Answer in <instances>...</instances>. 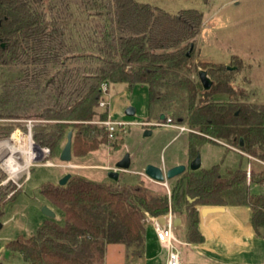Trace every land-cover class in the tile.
Returning <instances> with one entry per match:
<instances>
[{
	"label": "trees",
	"instance_id": "16d2710c",
	"mask_svg": "<svg viewBox=\"0 0 264 264\" xmlns=\"http://www.w3.org/2000/svg\"><path fill=\"white\" fill-rule=\"evenodd\" d=\"M43 1L0 0V118L45 120L34 124L33 138L47 146L51 156L73 130L74 152L86 153L110 143L109 130L100 122L108 119L107 110L100 107L103 83H142L149 91L145 121L171 118L190 127L191 159L199 153L201 141L225 142L255 159L250 157L249 167H238L230 175L221 173L219 163L188 168L177 177L171 201L168 192L152 190L137 172L125 171L118 180L97 181L72 173L66 184L43 182L42 193L64 210L65 223L49 217L35 234L10 239L7 247L32 264H104L110 243H123L132 255L143 256L148 218H160L171 207L186 212L188 240L204 241L200 229L204 205H249L254 231L264 237V102L250 101L245 91L234 90L233 70L226 64L193 60L204 12L190 7L172 13L139 0H92L96 19L92 50L98 62L66 92L67 76L59 71L64 60L49 44L64 29L50 27ZM51 66L58 68L57 73L42 79ZM200 66L213 80L210 89L199 78ZM17 70L32 75L31 82L28 77L18 80L13 75ZM218 92L229 93L230 99H213ZM15 127L12 121L0 123V139ZM14 137L31 163L36 147L32 137L19 131ZM8 152L16 153L13 145ZM3 179L2 174L0 217L22 190L14 183L3 189Z\"/></svg>",
	"mask_w": 264,
	"mask_h": 264
},
{
	"label": "rangeland",
	"instance_id": "374dc122",
	"mask_svg": "<svg viewBox=\"0 0 264 264\" xmlns=\"http://www.w3.org/2000/svg\"><path fill=\"white\" fill-rule=\"evenodd\" d=\"M154 6L162 7L169 12L177 13L183 8L195 7L204 12V23L198 34L193 49V60L196 63L211 62L226 64L233 70L235 81L230 86L237 91H245L247 99L253 102H264V0H139ZM43 9L47 18L51 19L50 27L64 29L62 35L49 44L60 52L64 63L60 65V75L66 74V92L71 91L75 84L86 74H91L98 60L92 50V35H94V7L92 0H44ZM56 23V24H54ZM62 40V41H61ZM52 63V62H51ZM50 63V64H51ZM31 72L33 64L27 65ZM26 66V67H27ZM199 68H203L200 66ZM17 70L13 75L21 80L32 75ZM58 68L52 67L42 74L47 79ZM197 74V73H196ZM103 99L108 118L121 121L118 124L110 143H102L94 150L86 153H76L64 161L60 153L67 141V135L61 141L56 155L51 156L49 148L42 146L45 152L32 147L37 158L27 164V154L20 147L14 133L19 131L32 137L34 124L45 121L39 118H0V123L15 122L16 127L10 136L0 139V175H4L3 189L12 183L22 186L21 192L5 206V212L0 217V261L4 264H32L26 261L21 253L7 247L6 242L20 236H30L37 232L39 226L49 216L44 212L48 206L56 212L55 219L65 223L64 210L53 203L41 191V185L46 181L59 182L67 173H78L97 181H107L109 170L126 154L131 155V164L126 172H143L149 163L166 164L178 161V164L191 162L189 152V130H181L175 125L145 121L149 114V91L146 84L138 83L130 86L125 81L111 82L103 93ZM216 100H228L230 94L218 92L213 95ZM64 101L67 99L63 98ZM134 106L136 113H126L128 106ZM151 130V133H146ZM10 142L1 146L7 139ZM36 143V142H35ZM14 144L18 145L15 147ZM16 149L11 155L10 146ZM202 166L209 168L214 164L221 165V173L230 175L238 167H249L251 158L248 154L228 143L201 141L199 143ZM253 160L255 158H252ZM125 171H122V174ZM121 174V175H122ZM145 183L156 191L168 192L172 189L177 177L158 182L147 175H142ZM174 183V184H173ZM259 187L253 186L254 190ZM179 213H182L178 211ZM184 212V211H183ZM155 220L154 218H152ZM183 225L175 226V234L185 239L189 219L183 215ZM148 237L156 234V226L148 223ZM157 235V234H156ZM181 251L182 264H264V237L259 235L246 236L241 244H232V257L237 259H220L211 251L206 254L210 258L197 261L193 252L185 244L178 242ZM240 243V242H239ZM152 258L147 262L142 256L132 255L123 243H110L107 247L104 264H166V247L157 242L148 243ZM234 257V258H235Z\"/></svg>",
	"mask_w": 264,
	"mask_h": 264
},
{
	"label": "crops",
	"instance_id": "0c3cea01",
	"mask_svg": "<svg viewBox=\"0 0 264 264\" xmlns=\"http://www.w3.org/2000/svg\"><path fill=\"white\" fill-rule=\"evenodd\" d=\"M233 2L239 3V0H233ZM21 134L23 136L25 133H21ZM14 146L19 148V146L16 144H14ZM178 163H179L178 161H174V162L166 163L164 165L158 163V165L163 166L164 168H169ZM137 173H141L142 175H145L144 171ZM224 206L225 209L221 211L210 212L206 215H203L201 213L200 229L204 234L205 237L204 241L196 242V241L188 240L186 236L187 230L185 231V239H182L179 236H176L175 234V236L177 237L176 242L187 245L190 248V250L193 252L192 257H194L197 261L204 260V258L205 259L210 258V256L206 254L207 251H211L212 253H214V255H216V257L220 259L223 258L227 260L231 258L234 259L235 261L237 258L235 256H234L235 258L232 257L230 246L232 244L240 245L241 242L246 238V236L251 237L256 235L251 222L252 209L249 205L231 204ZM184 214H186L185 211L182 213L177 212V216H180L181 219L180 225H183ZM148 223L155 224V220H153L150 217L147 220L146 227ZM174 233H175V229H174ZM156 234L150 237H148V234H146V248H145V253L142 256L145 262L151 260L152 258L151 249H149L150 247H148V243L157 242L161 245V247L162 246L166 247L159 240ZM167 256H168V249L165 254L166 263H167Z\"/></svg>",
	"mask_w": 264,
	"mask_h": 264
},
{
	"label": "water",
	"instance_id": "95a60500",
	"mask_svg": "<svg viewBox=\"0 0 264 264\" xmlns=\"http://www.w3.org/2000/svg\"><path fill=\"white\" fill-rule=\"evenodd\" d=\"M190 53V51H189ZM231 68V67H229ZM199 78L203 84V87L205 89H210L213 85V80L210 77L208 70L201 68L198 71ZM126 113L129 115H133L136 113V108L132 105L128 106L126 109ZM166 114L162 113L161 114V119H165ZM146 133H151V130H146ZM241 143H243V139H241ZM41 149L42 146L38 143H36ZM72 153H73V130H70L67 134V141L62 148V151L60 153V158L64 161H69L72 158ZM131 164V155L130 153H126L117 163L115 168H112L109 170V177L113 180H118L121 176L122 171H126L129 169ZM202 166V160H201V155L198 153L190 162L189 167L186 164H176L173 165L169 168H164L163 166L156 165L153 163H149L146 165L144 169V174L147 175L149 178L158 181V182H165L168 179L175 178L177 176H180L183 172H185L188 168H191L193 170L199 169ZM72 173H67L65 174L61 180L59 181L60 184H66L69 178L71 177ZM191 200H193L191 198ZM225 206L223 205H206L203 206L201 209V213L203 215H206L210 212H215V211H221L224 210ZM44 212L49 216V217H55L56 212L51 209L48 206L44 207ZM161 223H165V217L161 216L159 218ZM180 216H177L175 218V225L180 224ZM2 226V223L0 222V227Z\"/></svg>",
	"mask_w": 264,
	"mask_h": 264
},
{
	"label": "built area",
	"instance_id": "2783aa9c",
	"mask_svg": "<svg viewBox=\"0 0 264 264\" xmlns=\"http://www.w3.org/2000/svg\"><path fill=\"white\" fill-rule=\"evenodd\" d=\"M103 92H106L109 88V83L105 82L102 85ZM106 101L102 98L100 101V106H105ZM107 126L109 130V136H113L118 124L123 125L124 123L121 121L112 120L110 118L100 121ZM163 124L175 125L179 127L181 130H191L186 124H176L173 123L171 118H168L166 122H159ZM248 175H250V171H248ZM171 192L172 189L168 187V194L170 196L171 201ZM165 223H161L159 218L155 219V226H156V233L159 240L167 247L168 249V256H167V263L166 264H182L181 258V251L176 245L177 237L175 236L174 229H175V218L177 217V212H175L172 207L168 211L167 214L164 215Z\"/></svg>",
	"mask_w": 264,
	"mask_h": 264
},
{
	"label": "bare ground",
	"instance_id": "6f19581e",
	"mask_svg": "<svg viewBox=\"0 0 264 264\" xmlns=\"http://www.w3.org/2000/svg\"><path fill=\"white\" fill-rule=\"evenodd\" d=\"M36 144V143H35ZM38 146V145H37ZM39 147V146H38ZM39 150H41L42 152H45L46 150L45 149H41L40 147H39ZM35 158H37V153L35 152L34 153V158L33 159H35ZM26 162H27V164L29 165V163H28V161L26 160Z\"/></svg>",
	"mask_w": 264,
	"mask_h": 264
}]
</instances>
